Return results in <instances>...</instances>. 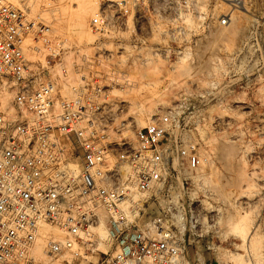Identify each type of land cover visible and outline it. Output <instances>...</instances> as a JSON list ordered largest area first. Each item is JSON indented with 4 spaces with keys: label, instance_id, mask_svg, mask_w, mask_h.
I'll use <instances>...</instances> for the list:
<instances>
[{
    "label": "built area",
    "instance_id": "1",
    "mask_svg": "<svg viewBox=\"0 0 264 264\" xmlns=\"http://www.w3.org/2000/svg\"><path fill=\"white\" fill-rule=\"evenodd\" d=\"M247 1L224 0L227 7L215 17L207 11L212 0H107L91 24L101 34L127 33L129 43L119 54L126 66L144 65L150 54L167 55L171 47L147 43L149 34L165 35L168 45L192 40L201 27L210 34L213 18L229 25ZM254 19L245 44L215 58L226 65L233 85L232 77L247 73L244 65L264 74L258 37L264 22ZM48 31L27 8L0 0V89L14 90L0 99V264H234L203 259L201 250L188 255L194 242H205L202 251L224 248L222 203L208 198V189L207 204L195 195L174 199L165 192L180 169L202 163L200 143L184 122L191 106L179 100L133 126V118H123L128 102L113 93L125 91L129 80L117 63L105 83L100 73H80L71 84L63 65L70 87L64 94L61 76L35 58L41 39L45 57L63 50L47 40ZM107 49L99 54L102 61L113 57ZM253 88L256 95L259 85ZM126 128L133 136H123ZM161 198L166 201L156 208ZM102 222L104 237L97 231ZM39 242L42 256L35 253ZM90 252L96 260L89 259Z\"/></svg>",
    "mask_w": 264,
    "mask_h": 264
},
{
    "label": "rangeland",
    "instance_id": "2",
    "mask_svg": "<svg viewBox=\"0 0 264 264\" xmlns=\"http://www.w3.org/2000/svg\"><path fill=\"white\" fill-rule=\"evenodd\" d=\"M4 1L27 8L31 17L49 26L47 40L63 47L55 58L45 57L46 42L41 39L38 44L42 51L35 58L51 68V75L61 76L58 78L59 88L64 94L69 93L70 87L64 81L63 65L67 67L71 84L76 82L80 73L93 76L100 73L104 79L102 83H105L109 76L107 72L113 63H117V69L127 72L129 80L125 91L115 90L113 93H119L128 102V112L123 118H133V126L146 124L153 115L179 100L191 106L184 115V122L187 128H191L188 130L190 136L200 143L202 163L196 169H180L165 184V192L172 194L174 190L182 197L195 195L206 204L208 198L220 201L224 212L222 237L227 241L220 253L202 251L205 242H194L189 244L188 255L193 256L196 250H201L203 259L211 256L236 262L227 258L225 252L228 251L243 254L249 258V264H264V74L259 75L244 65L241 70L247 75L239 73L232 77L233 85L225 76L226 65L215 60L217 55H228L245 44L254 18L264 22V0H248V12L237 10L229 25H219L213 18L210 34L204 33L201 27L200 34L192 40L180 38L168 45L165 35L149 34L147 43L160 42L167 49L171 46L170 51L161 56L150 54L147 64L131 66H126L124 57L119 54L124 44L129 43V35L124 32L101 34L91 24V18L107 0H97L96 11L94 0ZM223 1L212 0L207 11L218 16L227 7ZM78 17L82 19L79 26ZM258 35L264 53V24ZM107 48L113 50V57L102 61L99 54L108 52ZM47 60H50L49 64ZM254 85H259L256 95ZM229 86L236 88L234 94L228 93ZM13 91L12 88L0 89V99L6 101ZM122 134L131 137L133 131L126 128ZM223 145L231 147L226 157L219 150ZM205 189L209 190L207 193L210 192L211 197L203 195ZM165 201L166 198H161L154 206L157 208ZM240 217L246 224H241ZM234 219L239 221L237 225H243V231L239 230L240 225H235ZM233 225L245 236L235 235ZM93 258L97 259L95 253L90 252L89 259Z\"/></svg>",
    "mask_w": 264,
    "mask_h": 264
},
{
    "label": "bare ground",
    "instance_id": "3",
    "mask_svg": "<svg viewBox=\"0 0 264 264\" xmlns=\"http://www.w3.org/2000/svg\"><path fill=\"white\" fill-rule=\"evenodd\" d=\"M110 1H115V0H110ZM94 2H95V7H94V10L96 11L97 10V7H98V4H99V1H97V0H94ZM241 11L242 12H244V13H247L248 12V10H247V8H245V7H243L242 9H241ZM81 23H82V19H81V17H78V19H77V24H78V26L79 25H81ZM232 23V22H231ZM128 129V128H127ZM129 133H131V131L129 132ZM125 136L127 137L128 136V134H125ZM224 136V135H223ZM129 137V136H128ZM226 143V142H225ZM225 143H221V145L222 144H225ZM226 145H228V144H226ZM226 145H223L222 147H221V149H219L220 151H221V155H224V157H226L229 153H230V151H231V147L230 146H226ZM233 152V151H232ZM220 155V156H221ZM223 157V158H224ZM229 157V156H228ZM222 159V158H221ZM223 160H225V159H223ZM228 163V162H227ZM232 182V181H231ZM230 182V183H231ZM227 183H228V181H227ZM231 184H233V183H231ZM178 196H181V194L180 193H176L174 190H173V192H172V197L175 199V198H177ZM234 220H236L235 221V225H237V222H239L240 220H241V217L239 218V221H237V219H234ZM232 221V220H231ZM241 221H243V220H241ZM242 223H244V224H246L245 223V221H243V222H241V224ZM240 223L238 224V225H240V231L242 230L241 228V226H243V225H241ZM237 225V226H238ZM233 228V231L235 232V235H238V236H240L241 237V235L244 233H240V231L236 228V229H234V225L232 226ZM236 227V226H235ZM244 228V227H243ZM97 231L99 232V234H100V236H102V237H104V236H106V234H107V228H106V225H104V223L102 222V224L97 228ZM243 231V230H242ZM255 233V232H254ZM243 236H245V234L244 235H242V237ZM250 236V235H249ZM247 237H248V235H247ZM253 237V236H252ZM243 240H245V237H244V239ZM253 241V240H252ZM254 243V242H253ZM36 251H37V253H42L43 254V250H44V244H43V242H39L37 245H36ZM104 247V246H103ZM107 249V246L106 247H104V250H106ZM254 252V251H253ZM252 253V252H251ZM225 255L227 256V258H231V259H234L236 262H234L235 264H249V258H246V257H244V255L242 254H240V253H229L228 251H226L225 252ZM257 255V254H256ZM259 262V261H258Z\"/></svg>",
    "mask_w": 264,
    "mask_h": 264
}]
</instances>
